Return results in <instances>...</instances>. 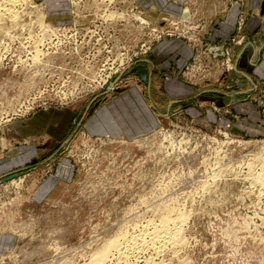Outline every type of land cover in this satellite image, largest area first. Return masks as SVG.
Masks as SVG:
<instances>
[{"label": "rangeland", "instance_id": "1", "mask_svg": "<svg viewBox=\"0 0 264 264\" xmlns=\"http://www.w3.org/2000/svg\"><path fill=\"white\" fill-rule=\"evenodd\" d=\"M26 1L14 6L0 0V264H97L102 251L108 258L100 264H264V185L257 180L264 176V136L240 128L232 108L237 101L220 100L221 92L240 90L238 81L247 87L228 67L237 64L230 44V55L217 56L208 48L218 42L204 43L181 74L198 91L209 79L204 99L190 96L168 114L162 79L170 73L153 66L154 37L196 41L191 35L199 34V24L168 16L151 22L137 0H84L76 9L63 0L54 11L48 0ZM75 22L83 29L77 36L81 61L59 54L48 58L49 65L31 67L25 37L41 30L33 35L37 62L53 26ZM96 30L111 36L110 53L104 37L91 48L94 37L83 36ZM96 49L97 55L90 53ZM208 55L220 71H209ZM96 58L109 64L116 90L95 87L92 70L70 68ZM137 84L169 115L161 116L159 129L135 141L81 131L83 118L106 97ZM166 88L171 95L186 91L175 81ZM72 91L79 97L62 102L60 96ZM203 103L229 121L184 111ZM54 177V188L43 193V183ZM165 216L180 228L179 243L150 240ZM111 241L118 249L108 246Z\"/></svg>", "mask_w": 264, "mask_h": 264}, {"label": "crops", "instance_id": "2", "mask_svg": "<svg viewBox=\"0 0 264 264\" xmlns=\"http://www.w3.org/2000/svg\"><path fill=\"white\" fill-rule=\"evenodd\" d=\"M43 1L46 2L42 0V3ZM61 1L63 0H48L46 6L54 11L58 3H63ZM137 1L138 6L144 11V16L148 19L152 18L151 22L168 16L171 19L186 18L192 24L200 25L198 32L201 33V41L197 33L191 35L192 38L197 39L196 41H192L191 37L165 36L154 43L151 51L152 63L157 68L156 71L163 73L162 75L170 73L169 77L162 79L164 95L170 97V102L163 106L168 114L170 107L177 106V102L186 101L190 96L201 94V99H204L203 93L209 86V79L205 81L206 87L198 91L196 83H190L181 76L192 59L199 54V50L204 49V43L209 45L218 42L217 45L225 46L230 44L237 63L234 70L240 80L246 79L247 87L242 89L243 85L238 81L240 90L232 93L221 92L220 100L225 103L229 100L237 101L232 108L234 117L240 118V128L257 136H264V0H245L243 4L234 0ZM241 37L245 39L244 44L232 46L234 42L232 43L231 40ZM208 56L207 61L204 60L209 71H220L218 62ZM168 81H175L185 87L186 91L171 95L166 88ZM208 91L209 89L206 90L207 95ZM242 93L254 95L255 100L241 101ZM157 104L158 102L153 101L138 84L129 85L106 97L89 112L84 120L82 119L83 122L81 121V131L92 138L135 141L159 129L162 125V115L169 116L163 114V109H158ZM199 108L187 105L184 111L192 116L229 121L225 114L215 113L209 106L205 107L204 103L203 107ZM7 154L10 157V153ZM16 165L13 164L10 168ZM54 181L55 177L46 180L41 191L45 194L50 192L54 188Z\"/></svg>", "mask_w": 264, "mask_h": 264}, {"label": "built area", "instance_id": "3", "mask_svg": "<svg viewBox=\"0 0 264 264\" xmlns=\"http://www.w3.org/2000/svg\"><path fill=\"white\" fill-rule=\"evenodd\" d=\"M73 4V8L76 9L77 7H82L84 0H71ZM33 23H36L35 21ZM79 24L75 22L73 25L70 26H53L54 32H50L49 36L46 37L45 39V44L40 45V48L42 49V53L40 56L39 61L35 62L33 55H34V37L33 35H37L41 33V30L38 32H32L33 35L30 33L28 36L25 37L27 39V45L25 46L28 48V55H31L30 59H27V62L30 63L31 61V67L33 68H38L39 66H44V65H49L48 58L50 56H55L59 54L63 55H69V54H74L77 55L79 58V61H81L80 57L84 54V50L82 47V43L79 42L77 43V36L82 33L81 28L73 26H78ZM43 32V31H42ZM170 33V32H169ZM86 35H89V39L93 38L92 41V47L91 48H97L96 45L99 43V41L104 37L106 40L105 43V53H110L111 52V45L109 44L111 42V36L108 35L107 33L103 34L100 31H88L84 32L83 36L85 37ZM162 37V33H159L155 35L154 39H159ZM244 38H239V39H233L234 42H237L238 44H241V41ZM73 40V42H71ZM146 47V44L143 45ZM149 47H147L148 49ZM124 49L121 51V53H125ZM227 48L223 44H218L217 46H210L208 48L209 53H212L213 55H227L229 54V51H226ZM229 50V49H228ZM98 49L96 51L90 50V53L97 55L98 54ZM230 55V54H229ZM228 60V59H227ZM230 70H234L235 66L231 65L228 66ZM70 68H74L77 70H80L82 68L87 69V70H92L95 72L94 79L92 82L95 84V87H99L102 89L106 90H116L119 86L117 83V80H113L110 75H107L110 66L109 64L105 61L102 63V61L98 58L93 59L89 61L88 63H77V66H73ZM78 85V84H77ZM76 88V86H74ZM61 97L62 102H71L72 100H76L79 97L78 91H72L70 93H64Z\"/></svg>", "mask_w": 264, "mask_h": 264}, {"label": "bare ground", "instance_id": "4", "mask_svg": "<svg viewBox=\"0 0 264 264\" xmlns=\"http://www.w3.org/2000/svg\"><path fill=\"white\" fill-rule=\"evenodd\" d=\"M3 1H5V2H7V4H14V3H16V4H14V6L15 5H17V2H19L18 4H20V1H26V0H3ZM27 2V1H26ZM22 3V2H21ZM4 4V3H3ZM12 7V6H11ZM2 8H4V7H2ZM15 8V7H14ZM13 8V9H14ZM8 9H11L10 7L8 8ZM5 11H7L6 9H4ZM10 11V10H9ZM7 13V12H6ZM11 13V12H10ZM17 13V12H16ZM10 15V14H9ZM1 16H2V14H1ZM11 17H14V16H11ZM18 17V16H17ZM16 18V17H15ZM43 26V25H42ZM45 35H46V33H45ZM45 38V37H44ZM42 53V49L40 48V49H37V54H41ZM253 170V169H252ZM257 180H258V182H260V183H262L263 185H264V176H258L257 177ZM261 185V184H260ZM169 216V215H168ZM178 219V218H177ZM180 219V218H179ZM176 221H178V222H180L179 220H176ZM173 222H174V220H173ZM175 223V222H174ZM174 223H172V220L170 219V217H167V216H165L164 218H162L161 220H160V222H159V224L157 223V225H155V227H154V229H153V231H150V240H151V238H152V240L153 241H164V242H170V243H172V242H174V244H176V243H179L181 240H182V237H181V232H180V228L178 227V225L176 226V223L174 224ZM174 224V225H173ZM180 224H181V222H180ZM176 226V227H175ZM179 229H178V228ZM148 231V230H147ZM142 232H144V231H142ZM147 234H149V233H146V234H144L146 237H147ZM143 235V234H142ZM139 236V235H138ZM138 236H136V237H138ZM142 237H144V236H142ZM138 238H140V237H138ZM138 238H136V239H138ZM126 239V238H125ZM124 239V240H125ZM128 239H131V241H133L132 240V238H128ZM144 239V238H143ZM124 240H123V242H124ZM135 240V239H134ZM149 240V241H150ZM137 241V240H136ZM136 241H134V242H136ZM138 241H140V240H138ZM148 241V242H149ZM122 241H121V243L120 242H118L119 244H122L123 243ZM142 242H143V240H142ZM147 242V241H146ZM118 243H116V244H118ZM130 243V242H129ZM133 243V242H132ZM145 243V242H144ZM151 243H152V241H151ZM155 243V242H154ZM154 243H152V244H154ZM162 244H164V243H162ZM167 244V243H166ZM165 244V245H166ZM112 245H114V246H116L115 245V243H113L112 241H111V243L108 245V246H112ZM108 246H107V249H108ZM124 247L126 246V244L125 245H123ZM129 246V245H128ZM127 246V247H128ZM162 246H164V245H162ZM118 246H116V248H117ZM120 247V246H119ZM126 247V248H127ZM111 248L112 247H110V250H111ZM115 247H113L112 249H114ZM121 248H123V247H121ZM106 249V248H105ZM104 249V250H105ZM118 249V248H117ZM110 250H109V252H110ZM122 250V249H121ZM125 250V249H124ZM123 250V251H124ZM118 251H120V249L119 250H117V252ZM120 253V252H119ZM125 253V252H124ZM120 254H123L122 252L120 253ZM120 254H119V256H120ZM110 254H108V256H109ZM125 255V254H124ZM98 258H95V259H97L98 261V263L100 264L102 261H104L105 262V260L104 259H106V258H108L107 257V255H106V251H102L99 255H96ZM114 256V255H113ZM118 256V255H117ZM123 256V255H122ZM104 258V259H103ZM101 260V261H100ZM93 261V260H92ZM95 262H96V260H94ZM100 261V262H99ZM97 263V264H98ZM93 264H96V263H93Z\"/></svg>", "mask_w": 264, "mask_h": 264}]
</instances>
